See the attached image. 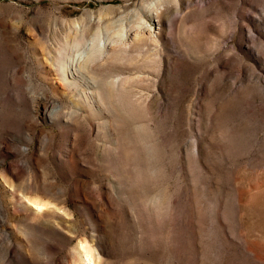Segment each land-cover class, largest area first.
I'll use <instances>...</instances> for the list:
<instances>
[{
    "label": "rangeland",
    "instance_id": "374dc122",
    "mask_svg": "<svg viewBox=\"0 0 264 264\" xmlns=\"http://www.w3.org/2000/svg\"><path fill=\"white\" fill-rule=\"evenodd\" d=\"M0 264H264V0H0Z\"/></svg>",
    "mask_w": 264,
    "mask_h": 264
},
{
    "label": "bare ground",
    "instance_id": "6f19581e",
    "mask_svg": "<svg viewBox=\"0 0 264 264\" xmlns=\"http://www.w3.org/2000/svg\"><path fill=\"white\" fill-rule=\"evenodd\" d=\"M142 4V3H141ZM143 6V5H142ZM141 11H142V14H140L139 12L137 13V15L136 16H138V18H139V21H137L139 24H140V26H144V27H147L148 26V24H147V22H146V18L147 17H150V16H152L153 14H154V16H156V17H158V13L160 12L159 10H157V9H150V10H147V9H141ZM90 20H92V18L90 19ZM132 21V20H131ZM137 24V23H136ZM127 25V24H126ZM124 26V25H123ZM130 26V25H129ZM133 25H131L130 27H132ZM129 27V28H130ZM135 27V26H134ZM74 28L75 29H78L79 28V24L77 23V22H75L74 23ZM149 28V27H148ZM130 33H132V30L130 29L129 30V33L125 30L124 31V29H123V35H126L127 36V34H130ZM134 36H136L137 37V34H134ZM95 37V36H94ZM93 38V37H92ZM94 39V38H93ZM155 40V39H154ZM104 45H105V43L103 42V41H100V43H99V47L100 48H104ZM81 60H82V57L81 56H77V59H73V60H71V62L67 65L65 62H62V67H61V74H65V72H67L68 70H69V68H75V67H77L78 66V64L81 62ZM121 77H119V78H116L115 79V82H119V80H121L120 79ZM34 202H36V201H34ZM36 203H38V204H36V205H38V206H42V205H46V203H42V202H36ZM48 204V203H47ZM82 248H83V250H84V252H85V254H86V256H87V258L90 260V255L88 254V252H87V249H86V246H81Z\"/></svg>",
    "mask_w": 264,
    "mask_h": 264
}]
</instances>
